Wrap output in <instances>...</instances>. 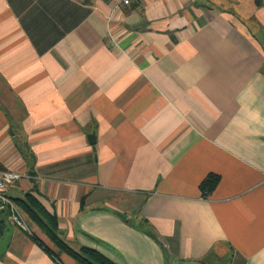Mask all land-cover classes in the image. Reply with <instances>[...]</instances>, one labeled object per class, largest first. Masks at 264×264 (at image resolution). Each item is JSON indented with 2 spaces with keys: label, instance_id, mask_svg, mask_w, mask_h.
I'll use <instances>...</instances> for the list:
<instances>
[{
  "label": "crops",
  "instance_id": "crops-1",
  "mask_svg": "<svg viewBox=\"0 0 264 264\" xmlns=\"http://www.w3.org/2000/svg\"><path fill=\"white\" fill-rule=\"evenodd\" d=\"M0 169L77 252L264 264V0H0ZM19 209L0 264H80Z\"/></svg>",
  "mask_w": 264,
  "mask_h": 264
},
{
  "label": "trees",
  "instance_id": "trees-1",
  "mask_svg": "<svg viewBox=\"0 0 264 264\" xmlns=\"http://www.w3.org/2000/svg\"><path fill=\"white\" fill-rule=\"evenodd\" d=\"M218 180V174L209 173L200 185L203 193L206 194L211 191L218 183ZM14 201L39 226L42 232L51 242H53V244L67 251L74 258H76L80 264H117L96 250L84 247L80 252H77L64 243L57 234L55 214L49 212L35 195L26 193L24 197L15 198ZM36 238L39 240L38 237ZM39 241L41 242V240Z\"/></svg>",
  "mask_w": 264,
  "mask_h": 264
},
{
  "label": "built area",
  "instance_id": "built-area-1",
  "mask_svg": "<svg viewBox=\"0 0 264 264\" xmlns=\"http://www.w3.org/2000/svg\"><path fill=\"white\" fill-rule=\"evenodd\" d=\"M138 0H121L123 5H130L132 2ZM29 175L13 171L0 169V202L8 210V218L10 222L16 226L28 229L25 220L21 214L18 205L8 193L9 186L23 177ZM206 193V192H205Z\"/></svg>",
  "mask_w": 264,
  "mask_h": 264
},
{
  "label": "water",
  "instance_id": "water-1",
  "mask_svg": "<svg viewBox=\"0 0 264 264\" xmlns=\"http://www.w3.org/2000/svg\"><path fill=\"white\" fill-rule=\"evenodd\" d=\"M88 138H89V141H90L91 143H93L94 140H95V134H94V133L89 134V135H88Z\"/></svg>",
  "mask_w": 264,
  "mask_h": 264
}]
</instances>
